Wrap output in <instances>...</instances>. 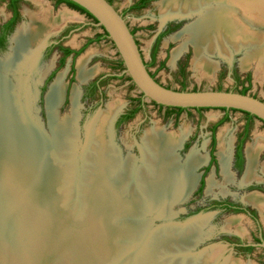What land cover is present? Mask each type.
<instances>
[{"label": "rangeland", "instance_id": "obj_1", "mask_svg": "<svg viewBox=\"0 0 264 264\" xmlns=\"http://www.w3.org/2000/svg\"><path fill=\"white\" fill-rule=\"evenodd\" d=\"M133 1L134 0H115L114 5L122 12ZM162 1L163 0L155 1L146 9L133 11L126 16L130 27L136 32L141 52L157 80L174 90L185 89L188 91L224 90L240 93L249 85L248 94L264 100V77L262 79L256 77V70L258 67L257 61L243 68L245 51L236 52L238 53L236 55H234L235 52L232 54V56L234 55L235 57L237 66L236 72L233 68L228 66V61L232 56L214 54L210 56V59L217 65L214 77L204 78L198 75L197 72L195 73L192 66L195 58V49L190 43H186L182 34L186 28L192 26L199 17L193 15V18L188 19H182V17L165 18L161 14L159 7ZM9 6L10 1H0V22L7 20L11 15ZM41 6L50 8L54 17H57L58 14L65 10L72 13L74 12V14L81 18L80 20L67 22L78 24L80 29L71 34L64 41L66 46L81 49L89 40L95 39L96 35L103 33L102 28L97 26L87 15L68 7L66 4L55 7L54 0L22 1V21L17 28L19 26H24V22L29 24L30 20L28 22L25 14H29L28 17L30 13L39 14V12H41ZM179 19L182 21L181 26L163 36L159 45V50L155 55V62L152 64V52L158 34L165 29L167 24L178 21ZM253 19V31H255L256 35L259 34L258 36H263L264 19L259 20L257 17ZM13 35L10 38L7 50L0 53V58H5L10 54ZM177 51H180V54L174 58V54ZM89 53H91V56L86 64V71L93 72L94 74L86 79V84L80 85V83L86 80L81 81L79 79V70H77L78 63L82 57ZM59 57L60 54L57 49L49 54H45L43 50L33 68L31 67L32 69L30 68V70L27 69L26 71L28 73L25 71L23 76L26 81L28 80L26 84L29 86H27V88L32 90L31 92L36 96L33 106V115L39 125L43 127L41 128L42 131L46 132L49 139H51L52 134L48 121V116H50V114H48L49 111H47L46 108V96L56 79L60 75H63V83H65L64 93L59 105L55 109V113L57 114V120L59 122L65 121V118L71 121L74 112L73 96L74 93H76L78 102L75 112H78V117L75 124L69 121V128L71 132H75L77 133L76 135H79L73 137L75 135L68 132L67 135L62 136L61 139L65 144L62 150H60L59 145L56 148L53 147L51 143L50 145L48 144L46 156L50 160L51 166L50 164L49 166L52 170L54 169V176L45 180L47 188L42 190L43 193L39 192L43 197L41 199L33 198L31 201L34 211L33 215L38 214L40 216L39 212H41V215H43V224H40L42 218L40 219L38 216L37 220L32 222V227H30V238L34 242L27 244L26 247L23 243H19L21 238L25 237L24 225L22 223H17L18 225L16 226L14 235L15 239H17L18 246H21L15 251L18 255L21 256L25 249L31 256L37 257L39 252L34 245L35 242L40 240L39 238H42L45 251L41 254L40 260H38L39 262H33L35 264H149L148 261H145L146 259L142 260V258L148 254L149 248L153 244V235L160 233L161 236H166L168 233L167 230L171 228L167 226L161 229L162 226L166 225V222L162 221V219L155 220V217L167 219L175 215L176 221L184 222L187 221L189 217L199 214L200 209H203L209 202L215 199H231L245 203L244 197L257 193H253V191H250L248 188L253 183L264 182V173L262 172L264 166V124L261 121L257 119H252L250 121L246 114L239 111L226 112L219 109H206L202 112L195 109L185 110L177 117L176 111L170 112L166 108L159 109L153 103L144 101L143 109L139 111L133 119L127 121L118 128L114 125L116 120L114 121L113 128L112 123L110 124L113 133V143L118 152L117 154L120 156L121 160L132 157L139 167L142 164V155L144 152L143 138L148 131L159 128L165 131L164 133L172 136H181V133H185L186 131V136L181 146L178 148V155L179 158H181L182 164L186 166L185 162L192 151L198 152V154H201L205 158L207 156V159L196 169V186L194 185V190L192 189L193 191H190L187 199L180 204L167 202L165 206L161 204L157 208H154L146 201L145 206L140 207V205H136L133 209L118 208V210L110 211L101 208V212L100 210H95L93 208L95 203L93 204L90 202L86 195V191L91 187V176L97 167V163L93 164L89 159H85L89 141V137L87 140V136L90 123L93 117L96 116L101 109L103 111L106 110L110 103L114 104L117 102L121 104L118 115L130 107H135L136 104L132 102V100L140 99L141 94L132 80H130L131 78L129 76L126 75L121 79H111L114 74H119L115 69L117 68L120 57L110 40L92 43L76 58V60H73L72 57L69 58L63 68H57ZM186 60L188 61L187 77L183 79L178 69L180 63H185ZM163 63H165L164 67L161 66ZM73 65L75 66L74 74L72 72ZM52 73H54V76L49 80ZM247 74L253 75L251 84L243 83L242 81ZM235 75H237L238 78L240 77L242 82L236 83L234 79ZM102 76L108 77L104 87L105 96L102 97L99 94H95L93 97H85L90 84ZM226 116L228 117L227 121L222 122ZM216 125H219L215 133L217 142L215 156L217 164L210 166L205 173V169L209 166L211 157L212 129ZM246 126H248L250 131V137L245 144L246 154V147L253 144L259 143L261 145V151L258 156L256 178L248 183H243L247 167L242 173H237L233 169L230 161V176L232 177L230 178L229 176L228 179L222 172L221 165L219 164V137L221 132L226 131L225 139L229 146L228 149L231 153V160H233L235 140ZM70 143L76 144V149L74 151L69 147L68 144ZM74 155H76V157ZM203 174L205 176V187L203 193L198 195L196 194V190L199 186L198 177H201ZM115 175L117 174L115 173ZM115 175L111 173V178L114 179ZM211 180L214 181L212 182V187L209 186V181ZM34 192L35 191L32 190V193ZM260 194L264 196V193ZM131 195L134 194H129L128 196ZM41 205H43V207ZM263 209L264 208L260 209L261 212L258 225L244 215H213V213L216 212H200L201 215L206 216L204 217L205 219L208 218V221L203 222L204 220L202 219L204 218L194 221L195 227L203 223V232L198 241L199 243L188 248L181 243L173 245L168 244L161 249V253L158 256L159 263L194 264L201 255L204 256L206 253L210 252L213 254L215 250H221L220 258L216 264H230L234 260L239 262V264H264L263 247H256L251 253L244 254L240 252L237 253L233 250H226L227 247L224 245V236L227 233L237 234L243 241L251 243H256L255 237H263L264 239ZM143 211H145V213L140 214ZM51 214L54 216H50ZM106 214H110V217L109 215L106 217ZM232 220L233 222L235 221V225L233 223L230 225ZM125 224H127V226ZM192 225L193 223L186 227L174 228L178 233H181ZM152 232H154V234ZM0 264H3L1 260Z\"/></svg>", "mask_w": 264, "mask_h": 264}, {"label": "bare ground", "instance_id": "obj_2", "mask_svg": "<svg viewBox=\"0 0 264 264\" xmlns=\"http://www.w3.org/2000/svg\"><path fill=\"white\" fill-rule=\"evenodd\" d=\"M44 7L41 6L39 14L30 13L29 24L20 27L12 39L10 54L5 58H0V260L3 264H35L33 262H39L41 254L45 251L44 241L39 238L40 240L34 245L39 252L37 257L31 256L25 249L21 256L15 252L21 247L18 246L14 235L16 226L19 223L24 225L25 239L21 238L19 243L27 247V244L34 242L30 238L32 222L36 221L38 216L42 218L39 219L40 224H43L41 212H39L40 216L33 215L31 201L39 195V192H43L42 178L48 172L43 167L38 173L31 169L35 164V157L31 159L32 153L39 159L44 158L41 154L47 149L45 147L47 140L42 133L41 128L43 127L33 115L36 96L33 95L32 90L27 88L28 80H25L23 73L33 68L38 61L40 48L49 35L68 21L81 18L74 12L65 10L54 17L52 10ZM159 7L165 18H193V15L199 17L182 34L186 43H190L195 49L192 65L195 73L197 72L204 78L214 77L217 65L210 59V56L220 54L231 57L234 52L245 51L243 68L257 61L256 77L258 79L264 77V35H256L252 24L254 17L259 20L264 19V0H163ZM179 54L180 51L175 52L174 58ZM90 56L91 53L79 60L77 70H79L81 81H85L94 74L86 71ZM63 81V75H60L46 96V107L50 114L51 126H53V146L57 148L59 145L60 150L65 147L62 136L67 135L68 132L74 134L73 137L79 135L71 132L69 128L70 122L75 124L78 117V112H75L78 102L76 93L73 96L72 120L66 118L62 122L57 120L55 109L64 93L65 83ZM120 108L121 104L110 103L106 110L99 112L90 127L85 159H89L93 164L97 163V167L91 176V187L86 191V195L88 200L94 201L93 208L97 211L102 207L110 211L118 210V208L133 209L136 205L145 206L146 201L157 208L161 204L165 206L167 202L179 203L187 199L197 180L196 169L207 159V156L205 158L198 152L192 151L185 166L179 158L178 148L187 132H182L181 136H172L159 128H154L148 131L143 138L144 152L142 164L139 167L132 157L121 160L113 143L110 125ZM225 132H221L219 137V164L228 178L231 153L225 139ZM68 145L73 151L76 149L75 143ZM260 151L259 143L247 147L248 166L243 183L256 178ZM38 158L37 163L40 162ZM262 172L264 173V166ZM111 173L117 174L114 179L111 178ZM209 182V186L212 187L214 181ZM32 190L35 192L32 193ZM129 194L134 195L128 196ZM244 200L257 208H264V196L262 195L250 194L244 197ZM144 213L145 211L140 214ZM107 215L110 217V214H106V217ZM202 220L207 222L208 218ZM194 221L190 223L193 225L186 228L184 232L178 233L174 227H171L167 230L166 236L156 234L148 254L142 260L146 259L145 261L149 264H160L158 256L161 249L168 244L181 243L187 248L197 245L203 232V223L195 227ZM232 223L235 225V221L232 220L230 225ZM220 255L221 250H215L213 254L206 253L204 256L201 255L194 264H216ZM230 264H239V262L234 260Z\"/></svg>", "mask_w": 264, "mask_h": 264}, {"label": "water", "instance_id": "obj_3", "mask_svg": "<svg viewBox=\"0 0 264 264\" xmlns=\"http://www.w3.org/2000/svg\"><path fill=\"white\" fill-rule=\"evenodd\" d=\"M70 1L78 4L79 6L87 10L90 14H92L98 21L96 25L103 28L107 32L109 40L115 46L116 51L124 64L125 67L124 73L131 78L133 84L136 86L139 93L143 96L144 101L155 103L159 106L183 108L187 110L199 109V108L237 110L239 112H246L253 115L254 117H256L257 120L261 121L264 124V101L254 96H251L248 93L241 94L238 92L224 91V90L182 91V90H174L172 88H167L163 86L162 84L157 82L156 79L151 75L149 69L146 66L145 60L142 56V52L136 41L135 35L131 32V29L128 26V23L125 20V18L116 10V8L112 4H110L107 0H70ZM182 19H188V18L183 17ZM64 25H62L60 29ZM46 42L47 39L40 48L39 56L40 53L45 48ZM86 82L87 80L83 83H80V85L86 84ZM99 112L97 113V115L99 114ZM118 114L119 113H117L116 116L114 117V120L112 122V128ZM97 115L93 117L90 123L87 140L90 134V127L94 122V120L96 119ZM48 121H49L52 138L49 139L47 133L42 131V133L46 136L45 138L48 142V143L46 142L45 147H47L48 144L50 145V143L52 146L54 144L53 130H52L53 126H51L49 116H48ZM47 149L45 150V152L41 154V157L44 158L39 159L34 155V153H32V157H31L32 160L35 157V164L32 165L31 167L32 171L35 170L38 173L42 170V167L48 170V172L42 178L44 189L47 188V186L45 185V180H47L49 177L54 176V171H53L54 169L52 170V168L49 166L50 160L46 156ZM37 158L40 160V162H38L39 164L37 163L36 160ZM199 177L198 179H200ZM253 192H257L259 194L263 193L260 191H253ZM37 197H35V199H41L43 195L39 194ZM184 201H181L178 204L183 203ZM90 202L94 203V201H90ZM245 204L248 205V203L246 202ZM214 214L217 213H213V215ZM213 215H208V216H213ZM236 215L242 216L244 214H236ZM204 217L206 216L201 215V213H199L196 214L195 216L189 217L187 221L184 222L176 221L174 216L172 218H167V219L155 217V220L162 219V221L166 222V225L162 226L161 229L167 226L182 228V227H186L194 220ZM125 225L127 226V224ZM152 233L154 234V232ZM251 245L254 246L255 248L256 247L264 248V243L251 244Z\"/></svg>", "mask_w": 264, "mask_h": 264}, {"label": "flooded vegetation", "instance_id": "obj_4", "mask_svg": "<svg viewBox=\"0 0 264 264\" xmlns=\"http://www.w3.org/2000/svg\"><path fill=\"white\" fill-rule=\"evenodd\" d=\"M8 1H10V0H8ZM22 1H24V0H18V3H17L18 4V9H17L18 16H17L16 20L14 21V23L12 24L11 27H8V25L15 18V13H14L13 10H11V15L9 16V18L7 20H5L3 22H0V40L3 43L2 46H5V50L2 49L3 48L2 46H0V53H2V52L7 50L11 36L16 31V29L18 30V28L20 27L19 26L17 28L19 23L22 21V13H21V3H22ZM107 1L115 7V5H114V1L115 0H107ZM155 1H158V0H134L122 12L119 11L116 7L115 8L125 18V20L127 21L126 16L129 13H131L133 11L144 10L150 4H152ZM54 6L55 7L60 6V4H58L57 0H54ZM25 15H26L27 20L29 22L30 18L28 17L27 14H25ZM181 22H182L181 19H179L178 21H174L173 23L167 24L165 26V29H163V31L158 34V36L156 38V41H155V45L153 47L152 56H153L154 53L157 54V52L159 50V45H160V42H161V39L163 38V36L165 34L171 32V31H174V30L178 29L181 26ZM127 23H128V21H127ZM26 24H28V23L27 22L23 23V25H26ZM128 26L130 27L129 23H128ZM12 29H13V31H11ZM79 29H80V26L78 24H76L74 22H69L66 25H64L61 29L59 28L56 32H53L51 35H49V37H47V42H46L45 48L43 50H44L45 54H49L53 50L57 49L58 53L60 54L57 68H63L65 63L67 62V60L69 58H71V57H72L73 60H76V58L78 56L76 57L75 53L80 51V50H82L88 44V42L90 41L89 40L86 44H84L81 49H76L74 47L66 46L64 44V41L71 34H73L74 32L79 31ZM130 29H131V32L134 33L136 41H137V43L139 45V42H138L137 37H136L135 30L132 29L131 27H130ZM15 33H14V35H15ZM14 35H13V37H14ZM13 37H12V39H13ZM12 39H11V41H12ZM139 47H140V45H139ZM64 49L72 50V51H74V53H72L70 55H66ZM236 54H238V53L235 52L234 55H236ZM234 55L232 56L231 59H229V61H228L229 65L228 66L233 68V70L236 72L237 66H236ZM142 56L144 58L143 53H142ZM144 60H145V58H144ZM63 61H64V63H63ZM145 63H146L147 68L149 69L151 75L156 79L157 82L162 84L159 80H157L156 76L150 70V66L146 62V60H145ZM187 63H188L187 60H186L185 63H180V66H179V69H178L179 72H180V75L182 76L183 79H185L187 77ZM73 70H74V72H73ZM115 70L118 71L119 74H114V76H112L111 79H121V78L126 76V74L124 73L123 69L116 68ZM72 72H73V74L75 73V66L74 65L72 67ZM53 76H54V73L51 74V76L49 77V80L52 79ZM252 78H253L252 74H247L243 78L242 81H243V83H248V84L250 83L251 84ZM107 79H108V77L102 76V77L98 78L97 80L93 81L90 84V86L88 87V90H87V92L85 94V97H93V96H95V94H99L100 96L104 97L105 96L104 87H105V83H106ZM234 79H235L236 83L242 82L241 78L240 77L238 78L237 75H235ZM162 85L167 87V88H170V87H168V86H166L164 84H162ZM256 98H258V97H256ZM260 100L264 101L263 99H260ZM142 101L144 103L143 98H142ZM154 105L157 106L160 109V107L158 105H156V104H154ZM136 106L135 107H130L127 110H125L123 113L118 115L117 118H116L115 124H114L115 127L118 128L121 125H123L124 123H126L127 121L123 122V121H125L123 117L127 116L130 113H132L133 110L136 108ZM142 107H144V106H142ZM120 122H121V124H119ZM247 127L248 126H246V128ZM246 128L237 136V138L235 140V148H234V152H233V160H231V161H232V167L237 173H242L245 170V168L247 167V154H246V151H245V144H246V141L250 137V131H249V128H247V130H246ZM212 133H213V138H212V142H211L210 163H209V166L205 169V173L207 172V169L210 166H213V165L217 164V163L216 164H211L212 155L215 156L216 143H217L216 142V137H215L216 131L213 132V130H212ZM213 142H215V145H214V150H213V154H212ZM215 158H216V156H215ZM202 181L204 182V187H205V176H204V174L199 179V183H198L199 186H198V188L196 190V194H198V195H201L203 193V191H204V188H203L202 192L199 193ZM248 189H250V191L251 190L252 191L259 190L260 192L264 193V182H262V183H253ZM259 195H261V194H259ZM204 211H214L217 214H244L247 218H249L252 222H254L257 225L259 224V216H260V212H261L260 209H258L257 207H255V206H253V205H251L249 203L247 205V204H245L243 202H238V201L231 200V199H215V200L209 202V204L206 207H204L203 209H200L199 213L200 212H204ZM262 211H264V209ZM260 231H261V229H260ZM255 242L256 243L245 242V241H243V239L239 235L233 234V233L232 234L227 233L224 236V245H226V247H227L226 250H233V251H235L237 253L240 252V253L246 254L242 250V248H246V247L252 246L251 244H262V243H264V239H263V237H255Z\"/></svg>", "mask_w": 264, "mask_h": 264}, {"label": "trees", "instance_id": "obj_5", "mask_svg": "<svg viewBox=\"0 0 264 264\" xmlns=\"http://www.w3.org/2000/svg\"><path fill=\"white\" fill-rule=\"evenodd\" d=\"M58 1V4H66L67 6H69L70 8H72V9H74V10H77V11H79V12H81V13H83V14H85V15H87L88 16V18H90V19H92L95 23H97L98 21H97V19L92 15V14H90L87 10H85L84 8H82L81 6H79L78 4H76V3H74V2H72V1H70V0H57ZM18 0H10V9L11 10H13L14 11V13H15V18L13 19V21L8 25V27H11L12 26V24L14 23V21L16 20V18H17V16H18V11H17V9H18ZM102 30H103V33H101V34H98V35H96V37H95V39H92V40H90L89 42H88V44L82 49V50H80V51H78V52H76L75 53V56L77 57V56H79L90 44H92L93 42H100V41H102V40H109V38H108V34H107V32L102 28ZM11 31H13V29L11 30ZM134 34V33H133ZM1 41V40H0ZM2 41L0 42V46H2ZM3 47V48H2ZM1 48L2 49H4L5 50V46H2ZM64 51H65V53H66V55H70V54H72V53H74V51H72V50H69V49H64ZM155 55H156V53H154L153 54V60H152V64H154V62H155ZM63 63H64V61H63ZM164 65H165V63H163L161 66L162 67H164ZM117 68H120V69H123V70H125V67H124V64H123V62H122V60H119L118 61V63H117ZM73 72H74V70H73ZM131 80V79H130ZM249 86L248 87H246V88H244V90L242 91V92H240L241 94H247L248 93V91H249ZM182 91H186L185 89L184 90H182ZM142 98H143V96L141 95V98L140 99H133L132 100V102H134L137 106H136V108L133 110V112L132 113H130V114H128L127 116H124L123 118H124V120L125 121H123V122H126V121H129V120H131L139 111H141L142 110V106H144V103H143V101H142ZM155 104V103H154ZM157 105V104H156ZM159 106V105H158ZM160 107V109H163V108H166L168 111H170V112H177V117L179 116V114L181 113V112H183V111H185V110H187V109H183V108H172V107H164V106H159ZM195 110H197V111H199V112H202V111H204V110H206V109H204V108H199V109H195ZM221 110H223V111H226V112H229V111H237V110H228V109H221ZM242 113H244V114H246L247 115V117H248V119L251 121L252 119H256V117H254L253 115H251V114H249V113H246V112H242ZM169 114H171V113H169ZM227 119H228V117L226 116L224 119H223V121L222 122H224V121H227ZM119 124H121V122L119 123ZM218 126L219 125H216V126H214L213 127V132H215L216 130H217V128H218ZM248 128V127H247ZM247 128H246V130H247ZM214 145H215V142H213V145H212V154H213V150H214ZM211 164H216V158H215V156L214 155H212V161H211ZM209 169V168H208ZM207 169V170H208ZM203 188H204V182L202 181V183H201V187H200V190H199V193H201L202 192V190H203ZM242 250L245 252V253H247V254H249V253H251L253 250H254V247L253 246H249V247H246V248H242Z\"/></svg>", "mask_w": 264, "mask_h": 264}]
</instances>
